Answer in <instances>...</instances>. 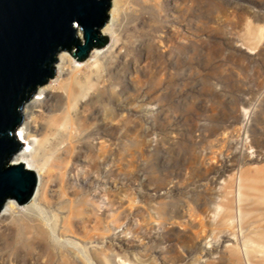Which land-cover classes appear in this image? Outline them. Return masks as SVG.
Returning <instances> with one entry per match:
<instances>
[{
    "label": "rangeland",
    "instance_id": "obj_1",
    "mask_svg": "<svg viewBox=\"0 0 264 264\" xmlns=\"http://www.w3.org/2000/svg\"><path fill=\"white\" fill-rule=\"evenodd\" d=\"M114 22L24 103L70 173L2 204L0 264H264V0H119Z\"/></svg>",
    "mask_w": 264,
    "mask_h": 264
},
{
    "label": "water",
    "instance_id": "obj_2",
    "mask_svg": "<svg viewBox=\"0 0 264 264\" xmlns=\"http://www.w3.org/2000/svg\"><path fill=\"white\" fill-rule=\"evenodd\" d=\"M110 5L111 0H0V207L6 199L27 203L37 185L33 170L8 163L20 147L13 132L23 104L52 79L59 51L83 61L104 46L100 28Z\"/></svg>",
    "mask_w": 264,
    "mask_h": 264
},
{
    "label": "bare ground",
    "instance_id": "obj_3",
    "mask_svg": "<svg viewBox=\"0 0 264 264\" xmlns=\"http://www.w3.org/2000/svg\"><path fill=\"white\" fill-rule=\"evenodd\" d=\"M109 17L107 21L104 23V25L100 28V33H110L112 34L114 32L113 24L114 21L117 18V15L119 14V0H112L111 1V7L109 9ZM78 29V28H77ZM77 36L80 38L82 36L80 31H76ZM118 46V41L116 38L113 39V42L111 44L110 49H116ZM93 50V49H92ZM66 53H63L62 51L58 53V57H60V64L64 65V61L66 58ZM94 57H99L98 53L95 51ZM55 84H49L43 89H49L54 88ZM68 94V97H71L74 92L70 88V86H67L66 88ZM28 102V101H27ZM24 106L21 109V112L23 114H27V103L23 104ZM49 123L45 126H43L44 123L38 120L37 113L31 112L29 115V120H24L16 130L19 132V138H22L23 140L27 141V147L22 149L21 151L15 152L12 155V163H23L25 167L33 170L37 176V185L35 188V191L33 193V196L31 197L37 204L42 202V198L44 195L50 191H52L54 188V184L58 179H62L65 175H69V165L71 162L72 156L69 155L68 159L66 161H63L64 155L68 154V150L64 147V145H60L59 141V128L56 127V123L52 125V122L48 121ZM45 128L49 134H47L46 130L44 131L48 137H46L48 141V145H46L45 140H39L36 138V132L39 129ZM43 128V129H44ZM54 128V130H53ZM64 135V134H63ZM67 136V137H66ZM67 141H69V137L71 135H66ZM33 137V139H31ZM16 138L19 139L16 135ZM45 138V136H44ZM64 138V136H63ZM66 138L64 140H66ZM45 142V143H44ZM66 142V141H65ZM35 144V145H34ZM38 151L36 152L34 149V146ZM34 150V152L32 151ZM47 153H50L49 155H54L55 153L58 155L56 156L55 163H52L51 165L47 164V160H45V156ZM62 153V154H61ZM39 154V155H38ZM55 154V155H56ZM59 154H61V158L59 160ZM48 157V156H47ZM53 160V159H52ZM53 160V161H54ZM16 201L14 199H6L3 202V212L1 217H6L10 215L12 212ZM34 204H31L29 206L30 209H34ZM2 230V227H0V231ZM10 255V254H9ZM8 257V256H7ZM10 261V257L8 258ZM10 264V262L8 263Z\"/></svg>",
    "mask_w": 264,
    "mask_h": 264
}]
</instances>
